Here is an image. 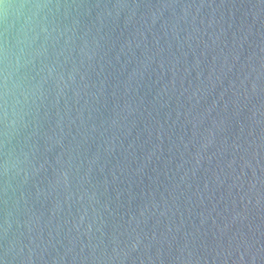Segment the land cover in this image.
Here are the masks:
<instances>
[{"label":"water","instance_id":"95a60500","mask_svg":"<svg viewBox=\"0 0 264 264\" xmlns=\"http://www.w3.org/2000/svg\"><path fill=\"white\" fill-rule=\"evenodd\" d=\"M0 264H264V0H3Z\"/></svg>","mask_w":264,"mask_h":264},{"label":"clouds","instance_id":"9594fccd","mask_svg":"<svg viewBox=\"0 0 264 264\" xmlns=\"http://www.w3.org/2000/svg\"><path fill=\"white\" fill-rule=\"evenodd\" d=\"M0 3H3V0H0ZM40 7H46V5H43V6H41V5H37V8H40ZM7 8H8V6L5 5V14H7ZM44 31H46V29H44ZM6 56H7V54L5 53V57H6ZM4 95H5V96L7 95V90L5 91Z\"/></svg>","mask_w":264,"mask_h":264}]
</instances>
